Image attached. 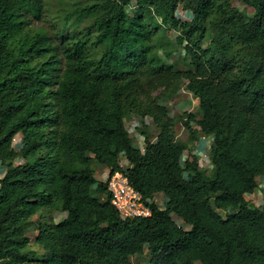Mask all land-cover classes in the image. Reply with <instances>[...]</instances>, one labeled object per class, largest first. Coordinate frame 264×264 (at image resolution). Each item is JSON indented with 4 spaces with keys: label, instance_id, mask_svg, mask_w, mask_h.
I'll list each match as a JSON object with an SVG mask.
<instances>
[{
    "label": "trees",
    "instance_id": "obj_1",
    "mask_svg": "<svg viewBox=\"0 0 264 264\" xmlns=\"http://www.w3.org/2000/svg\"><path fill=\"white\" fill-rule=\"evenodd\" d=\"M234 1L93 0L50 34L28 29L45 0H0V264H133L146 253L142 264H264V201L245 198L264 178V0H240L251 13ZM165 30L184 69L168 62ZM181 82L198 100L181 119L186 141L162 103ZM132 116L158 131L143 151ZM199 135L212 138L209 173L183 158ZM92 160L163 206L122 219ZM44 209L65 216L32 219Z\"/></svg>",
    "mask_w": 264,
    "mask_h": 264
},
{
    "label": "rangeland",
    "instance_id": "obj_2",
    "mask_svg": "<svg viewBox=\"0 0 264 264\" xmlns=\"http://www.w3.org/2000/svg\"><path fill=\"white\" fill-rule=\"evenodd\" d=\"M93 0H45L44 11L39 19H32L28 25V29L32 31L40 30L43 32H48L50 34L55 33L60 29L61 20L68 12L75 6H83L85 4L91 3ZM234 5L237 6L242 11H247L248 13L252 12L250 7L245 6L240 0H235ZM129 14H132V11H129ZM178 15L182 18L189 17L188 12L179 11ZM74 19L70 22L69 28L73 27ZM90 18H85L80 22L79 30H82L85 26L90 23ZM210 32V31H209ZM175 32L172 30H165L160 37L163 47L172 51L171 56L168 58V62L173 63L177 68L184 69L187 65L183 64V50L181 47H177L174 43ZM96 53V55H98ZM159 53L164 57V50L160 49ZM157 92H155L156 94ZM162 103L167 107L170 116L175 119V135L176 138L180 141H186L188 137L187 129L182 125L181 119L185 118V114L195 113L198 114V100L185 88V83L181 82L173 86L162 99ZM199 117V116H198ZM197 117V118H198ZM137 120L138 124L133 126ZM144 120L139 116L127 118L125 123L128 128H130V136L132 138L133 144L138 148L145 147V138L150 140H155L158 133L154 125L143 124ZM192 124H194L192 122ZM21 133L15 136V139L21 140ZM212 145V138L209 136L199 135L198 139L191 143L189 146V151H185L183 158H186L191 155L198 156L199 168L204 170L205 173H209L211 170V164L209 159V151ZM120 165L125 168L127 165V160L124 157H120ZM89 166L94 170V176L98 181H104V173L107 172L108 168L99 164L95 160H92ZM110 170V169H109ZM4 171V170H3ZM0 172V175L3 173ZM262 183V182H261ZM91 193L99 198H103V195L98 194L95 190H91ZM258 200L254 198H249L253 204L261 205L264 201V183L259 192ZM154 201L159 206L163 205L164 198L162 194H158L154 197ZM65 216V213L53 211L52 209H44L32 217L33 220H40L41 222L51 223L57 222L62 217ZM177 222H180L176 216H173ZM188 228V226H184ZM37 230L30 229L27 232V235L30 238V248L36 250L38 254L43 253V249L40 248L35 242ZM148 254L143 255H134L130 258L133 264H142L146 262Z\"/></svg>",
    "mask_w": 264,
    "mask_h": 264
},
{
    "label": "built area",
    "instance_id": "obj_3",
    "mask_svg": "<svg viewBox=\"0 0 264 264\" xmlns=\"http://www.w3.org/2000/svg\"><path fill=\"white\" fill-rule=\"evenodd\" d=\"M142 119L144 120V122H142L143 124L145 123L151 126L154 125L152 118L143 117ZM137 124L138 122L137 120H135L133 126ZM125 127L130 133L131 132L130 128L126 126V123H125ZM18 141L14 137L13 143L15 145H17ZM140 149L141 151H143L144 147H141ZM104 177H105L104 182H106L107 192L110 195V201L113 204V206L117 209L122 219L132 218L136 216L151 215L152 210L150 204L155 203L154 198L144 199L141 192L129 184L124 172L115 171L114 173L110 174V170L108 168L107 172L104 173ZM156 205L159 206L158 204Z\"/></svg>",
    "mask_w": 264,
    "mask_h": 264
},
{
    "label": "crops",
    "instance_id": "obj_4",
    "mask_svg": "<svg viewBox=\"0 0 264 264\" xmlns=\"http://www.w3.org/2000/svg\"><path fill=\"white\" fill-rule=\"evenodd\" d=\"M19 143H20V141L17 142V145ZM3 170H4L3 167L0 166V172L3 171ZM3 173H4V171H3ZM3 173L0 175V178L2 177ZM263 183H264V178L263 177H260L258 179V188L253 193H247V194H245V198L246 199H249V198L252 197V198H254L255 201L258 200L257 198L259 197V192H260L261 187H263ZM256 205H258V204H256Z\"/></svg>",
    "mask_w": 264,
    "mask_h": 264
}]
</instances>
